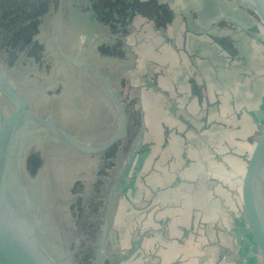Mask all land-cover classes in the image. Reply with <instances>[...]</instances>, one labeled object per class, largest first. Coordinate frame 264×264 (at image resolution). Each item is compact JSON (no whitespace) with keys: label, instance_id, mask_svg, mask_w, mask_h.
Segmentation results:
<instances>
[{"label":"rangeland","instance_id":"374dc122","mask_svg":"<svg viewBox=\"0 0 264 264\" xmlns=\"http://www.w3.org/2000/svg\"><path fill=\"white\" fill-rule=\"evenodd\" d=\"M158 1L163 5L158 8L168 25L165 32L153 29L141 18L134 21L128 33L120 28L112 30L95 19L89 0H47L43 8L34 3L37 11L35 43L26 47L9 46L7 31L0 26V69L24 96L30 111L54 122L70 140L67 144L49 127L34 121L25 122L16 134L4 173L7 218L53 264H96L105 229L99 264H119V260L126 257L120 242L130 252L129 246L126 248L127 239H119L125 232L118 224L117 211L126 200L121 186L130 179L138 154L148 149L144 146V137H154L155 125L146 103L149 93L156 91L166 99L168 87H180L185 99H194L198 104H193V108L198 106L206 114V98L212 92L207 94L205 87L210 89L218 84L215 58L206 56L204 62L200 56L193 57L192 51L188 58L183 54L181 60L193 57L194 67L206 66V72L203 73L201 67L199 72L190 70L180 60L182 79L179 82L176 76L170 78L163 56L157 53L166 55L163 48L181 44L183 39L200 40L202 45L214 47L210 46V51H216L219 64L250 60V75L256 80L264 77L262 62L256 63L247 54L255 47L249 41H264V27L246 0ZM194 6L200 10L205 8L209 22L203 14L195 12ZM231 27L238 28L234 31L240 38L227 41L228 49L232 50L230 55L220 51L212 37L223 38L234 33L229 30ZM172 40L175 43L169 44ZM107 45H112L118 58L100 53V48ZM150 47H156V55ZM153 54L157 65L147 63V69L141 68L139 56L150 58ZM256 80L257 91L262 84H257ZM200 87H204L205 92L203 106L196 99ZM130 105L138 115L131 121L133 128L128 134L125 109ZM12 109V102L0 91V116L8 115ZM249 110L244 106L243 111L249 112L257 123V138L263 123L260 125ZM236 112L242 114V110ZM261 113L257 111L256 115ZM229 120H226L227 126L222 125L223 131L230 128ZM173 121L188 126L179 133L182 145L177 153L172 151L178 154L192 135L201 136H197L198 132L193 134L201 125L194 124L195 120L190 121L194 125L189 124L188 118ZM173 128H168L170 138L174 135ZM120 130V135L115 137ZM127 135L132 137L127 139ZM112 146L115 147L110 150ZM259 201L264 213V175ZM143 239L144 246L139 252L145 250L149 254L148 236L144 235Z\"/></svg>","mask_w":264,"mask_h":264},{"label":"crops","instance_id":"0c3cea01","mask_svg":"<svg viewBox=\"0 0 264 264\" xmlns=\"http://www.w3.org/2000/svg\"><path fill=\"white\" fill-rule=\"evenodd\" d=\"M197 8L195 12L203 14L209 22L205 8ZM172 27L175 29L174 24ZM235 28L231 27L229 30L232 29L234 33L226 34L223 38L212 37L220 51L226 54L231 55L232 50L223 47L221 40L228 37L231 41H237L240 35L234 31ZM174 43L172 40L169 44ZM249 43L255 47L247 54L264 66V53L260 54L261 50L264 52V41L252 40ZM202 44L200 40L183 39L181 44H174L177 49L174 45L163 48L166 55L157 53L163 56L170 78L176 76L179 82L182 79L179 61L183 54L188 58L192 51L193 57L200 56L204 62L206 56L214 57L218 84L210 89L205 87L206 93L212 92L214 96L211 94L206 98V114L198 106L193 108V104H198L194 99H185L180 87H168L166 99L156 91L148 94L146 103L150 106V118L155 125L152 131L154 137H144V146L148 149L138 154L130 179L121 186L126 200L118 208L117 221L125 234L119 239H127L126 248L129 246L130 252L120 242L126 257L119 260V264H263L256 254L241 211L239 175L257 135V123L243 109L244 106L251 109L249 111L259 119L260 125L264 123V77L256 80L250 75V60H246V63L230 60L219 64L216 51H210L212 45ZM150 48L156 55V47ZM203 49L202 54L200 51ZM154 54L150 58L139 56L140 67L147 69V63L156 64ZM193 57L191 60L182 59L180 63L196 72L201 67L205 73L206 66L194 67ZM255 80L257 84H262L257 91ZM196 93L197 101L203 106L204 87H200ZM178 110L183 113L176 114ZM238 110H242L241 115H237ZM260 110L262 113L257 116L256 112ZM186 118L191 125H201L193 133L198 132L199 135H195L201 136L192 135L180 153L172 154L173 150L177 153L182 145L179 133L185 131L187 126L176 120ZM227 119H230V128L223 131L222 125L227 126ZM191 120H195L194 124ZM169 126L174 127L172 138ZM144 235L148 236L146 243L149 254L145 250L139 252L144 246Z\"/></svg>","mask_w":264,"mask_h":264},{"label":"water","instance_id":"95a60500","mask_svg":"<svg viewBox=\"0 0 264 264\" xmlns=\"http://www.w3.org/2000/svg\"><path fill=\"white\" fill-rule=\"evenodd\" d=\"M246 1L253 7L264 27V0ZM0 91L13 104V109L8 115L0 116V264H53L34 246L23 231L7 218L3 194L4 173L8 166L10 149L14 144L16 134L25 122L34 121L49 127L67 144L70 143V140L67 134L54 122L39 118L30 111L24 96L1 69ZM116 103L119 106L117 100ZM123 118L125 122L124 113ZM120 132L121 130L115 137H118ZM114 140L115 138L111 142ZM263 175L264 123L246 159L245 167L239 175L241 211L256 254L260 256L264 264V213L259 201V189L263 184ZM105 237L106 229L97 250L96 264L100 262L99 254L103 250Z\"/></svg>","mask_w":264,"mask_h":264},{"label":"trees","instance_id":"16d2710c","mask_svg":"<svg viewBox=\"0 0 264 264\" xmlns=\"http://www.w3.org/2000/svg\"><path fill=\"white\" fill-rule=\"evenodd\" d=\"M47 0H0V26L3 25L7 31V43L11 47H26L35 43L33 36L36 33L37 11L34 3H39L43 8ZM93 16L100 23L106 24L112 30L120 28L124 33L129 32V27L134 24L137 18L145 20L144 23L149 24L153 29H160L165 32L167 23L161 16L158 7L163 6L158 0H89ZM167 8V7H166ZM26 24V25H25ZM14 28V29H13ZM230 39L227 37L221 40L223 47L228 48ZM220 41V40H219ZM100 48L103 56L116 59L119 56L115 53L112 45ZM128 118L127 133L130 134L133 128L131 121L137 117L133 106L125 109ZM138 123V122H137ZM128 136V135H127ZM128 136L127 139L131 138ZM115 146H112L113 149Z\"/></svg>","mask_w":264,"mask_h":264}]
</instances>
